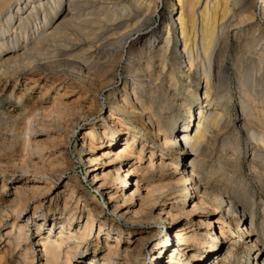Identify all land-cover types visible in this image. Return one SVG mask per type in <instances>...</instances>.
<instances>
[{
  "label": "rangeland",
  "instance_id": "rangeland-1",
  "mask_svg": "<svg viewBox=\"0 0 264 264\" xmlns=\"http://www.w3.org/2000/svg\"><path fill=\"white\" fill-rule=\"evenodd\" d=\"M210 1L213 3L216 0ZM138 2L140 0H83L80 9L84 14L88 12L96 14L100 8L107 5L108 8H117L119 15H123V6L127 5L133 12L135 11L134 13H142L140 9L142 0L140 3ZM176 3V0H161L158 3L157 15L144 26L147 33L146 39L159 36L163 41L158 47L159 50L164 46V40L168 38L166 26L171 24L170 17L173 15L175 20L179 17L178 10H171L172 4ZM219 3L222 6L226 4L225 0H219ZM263 4L261 0H231L229 3L227 2L229 9L233 10L230 14V21H233L232 18H236L234 19L236 21L245 14L252 16L254 14L256 19L243 33L240 42L237 41L234 34L225 39L226 29L224 31L219 28L218 53L231 51V56L216 58L212 68L213 82L220 95L225 98H220L223 99L222 101L216 100L217 104L221 102V109L218 111L222 117L218 123H215L216 126L209 121L212 124L209 126L212 127L208 126L209 133L207 132V137L204 138V141L202 140L203 145L198 149V153L201 150L202 152L200 155L197 153L199 167L196 180L197 178L198 182L201 180L200 185L204 183L201 185V189L203 188L205 193H207L206 191L210 192L211 195L210 193L206 195L201 192H190L187 202L183 197L186 192L185 185L181 179V173L178 172H183V165L189 166L190 161L194 158L189 156L185 161L179 159V149L184 147V143L174 146L169 133L173 131L172 123H179L176 127V131H178L184 122H188L186 111L191 107L193 119L190 125L193 128L190 135L193 136L197 125L203 123V120L199 119L198 109L204 106L205 102H203L204 99H202L203 101L196 100L194 94L199 93L200 98L204 97L203 70L207 72L208 64L203 66L199 58L195 62L192 73L187 72V69H184L183 75L180 73L172 61L174 53L183 50L178 41L180 38L178 25H170L171 51L169 52L166 74L163 75L158 67L159 60L151 66L148 59L134 60L136 55L131 54L129 49H125L124 55L122 53V58H119L121 60L118 59L114 65L113 76H110V81L112 79L113 81L107 83L109 84L107 88H104L102 78L94 77L92 81L82 78L75 68L77 65H75L76 56H80L82 49L67 54L65 47L74 43L70 39H83V33L94 30V25L89 23H87L88 27L85 26V23H83L84 25L81 23V26H77L78 28H69L70 37L63 39L64 43L59 42L57 45L46 48L39 55L32 56L30 62L20 66L19 70H33V72L22 74L20 82H15L4 90L0 88V264H45L43 248L38 245L39 241L45 238L50 231L53 232L55 238L60 235L62 220H70L71 212L77 211L80 202H83L86 209L82 208L78 222L74 221L77 233L80 234L84 226H87L91 217L88 210L95 209L97 204L102 206L105 211L104 219H107L109 224L112 223V229L117 228L119 233L106 234V232L102 233V226L99 229L95 227L93 236L83 245V249L74 250L70 255L71 264H128L131 252L135 253L139 264H156L153 254L156 243L163 239L176 243L178 231L175 226L187 228L188 234L196 235L197 249L202 256L207 257L205 258L207 262L201 264H263L264 162L259 158V154L264 153V150L249 138L247 131L242 129L244 116L241 112L242 93L239 87L242 79V81L248 79L250 82L253 78L257 80V83L254 85L250 83L247 87L250 94H256L257 99L253 102L252 108L257 110H254L253 119L247 117L245 127L246 130L254 128L260 135H263L264 119L261 117L264 118V100L262 99L264 68L259 71L258 66L259 63L264 64V38L263 40H251L255 35L264 36ZM176 8L178 9L177 6ZM198 8L199 16L201 9ZM118 9L122 12H119ZM121 20L124 21L125 18ZM133 23L129 24L130 30L134 28ZM162 23H165V27L162 26ZM228 23L230 24V22ZM126 26L122 28L123 30H114L115 26H112L111 33L108 32L103 37L110 35L113 40L124 31ZM100 33L102 35V32ZM223 52L222 56L225 54ZM132 60H134V66L141 65L143 71L141 77L146 79V84L151 89V91L140 93L142 106L139 110L141 112L137 113L138 116L128 112L127 114L123 104L126 100V87L133 90L132 76L130 78L128 73V67ZM71 63L74 67H71ZM149 68L154 69L150 70ZM31 75L33 79L29 80ZM15 84L17 85L15 86ZM59 101L61 104L58 103ZM133 101V96H131V102ZM112 116L126 123L133 133L135 132L150 145V150L143 154L145 165L150 160L152 151L157 153L156 166L163 154V160L167 166L161 173L160 179L159 176L155 178V183L160 186L159 180H161V186L166 185V189L162 193L152 196L151 199H154L150 200V203H155L158 200L157 203L150 204L148 202L150 197L145 194V191L140 193L143 195L142 197L139 194L131 200L128 199V195L134 191V188L130 185L128 188H123L124 184L118 181L120 179L114 177L113 173L111 174L115 170L114 165L105 161V163H98L96 173L91 168L90 162L100 159L102 156L101 146L105 141L106 131L120 128L119 124L113 121ZM159 120L163 130L159 136H155L152 132L153 129L157 131ZM257 121L258 123H256ZM249 122H251L250 125ZM141 128L145 131L143 132ZM93 131L96 138L92 141ZM27 142H29L28 148L25 145ZM163 142L168 144V147L165 145L167 149L164 148L165 143ZM119 145L122 146V143ZM172 145L173 147H171ZM188 151L191 152L189 149ZM108 174H111V178ZM95 177L100 179L97 185ZM157 178L158 180H156ZM182 182L183 184H181ZM103 184H106L107 187L99 190ZM212 194L216 196L212 197ZM145 195H147L148 198L145 199L148 201L143 202ZM113 196L115 198L111 202ZM25 203H27L26 207ZM13 204L16 205V208ZM148 206L155 209L153 213V209ZM119 207L122 208L121 216L116 214V209ZM17 208L20 209L17 210L18 213ZM21 209H23V213L20 214ZM225 212L228 213L225 214ZM160 215L164 218L160 219ZM135 217L139 219L137 220ZM166 217L169 220H165ZM82 218L83 221H81ZM175 219H177L176 223L172 224L170 220ZM82 222L83 227H81ZM208 223L213 224V233L217 237L221 234L219 225L224 223L227 230L226 238L217 240L216 243L219 247L212 254L208 252L209 247L212 246L211 237L208 235L211 234ZM251 224L254 230L248 236L244 229L249 230ZM121 230L122 235L120 234ZM19 231L22 232V239ZM256 239L258 243H253ZM192 248L186 250L189 256L193 254ZM163 254L160 264H166L169 259V254L166 251ZM66 255H63L64 258Z\"/></svg>",
  "mask_w": 264,
  "mask_h": 264
},
{
  "label": "bare ground",
  "instance_id": "bare-ground-1",
  "mask_svg": "<svg viewBox=\"0 0 264 264\" xmlns=\"http://www.w3.org/2000/svg\"><path fill=\"white\" fill-rule=\"evenodd\" d=\"M82 1L83 0H0V88H3V90H4L8 86L13 85L15 82L16 83L20 82L21 81L20 76L22 74L27 73V72L32 73L33 70H19V68H20V66L22 67V65L30 62L32 56L34 57L36 55H39L44 50H46V48H50L53 45H57L59 42H63L64 41L63 39H65L66 37H70V35L68 34L69 28H71V27L75 28L77 26H81V23L82 24L85 23V26H87V23H89L91 25L93 24L95 29L92 31H86L85 33H83V35H84L83 39H79V38L77 40H75V39L71 40L70 39V41H72L74 43H72L70 45H66V47H65L66 51L65 52L68 54L70 52L82 49L80 56H78V55H77L78 57L76 56L77 62L76 63L74 62V63H75V65L77 64L75 66V68H76V70H78V74L82 78H84L85 80H91L92 81L94 79V77H96L97 79L102 78L103 86H104V88H107L109 85L107 83L113 81V79L110 81V76L111 75L113 76L112 71L114 69V65H115L116 61L121 57V55L125 49H129L131 54L136 55L134 60L148 59L150 61V65L157 63V60H159L158 61V67L162 71L161 75L166 74L165 71H166V68L168 65V61H169V56H170L169 52L171 51L170 48H171V39H172V37H170L171 36L170 25H172V24H173V26L178 25L179 33H180V35H179L180 38H178V41L181 43L183 50L180 52L178 50L177 52L174 53V56L172 57V61H173L174 65L179 69V71H180V73H182V75H183V72L185 73L184 69H187V72L192 73L194 68H195L196 60L200 58L201 64L203 66H205V64H208V70H207V72L205 70H203V75H204L203 77H205L204 78L205 79V88H203V89H205L204 97L200 98L199 93L194 94V97L197 98V99L195 98L196 100L200 101V100L204 99V101L203 100L202 101L205 102L204 106H201L198 109L199 119L203 120V123H199V125H197V130H196V132L193 131L195 133L193 136L190 135V131L193 128L190 125V123L192 122V119H193V113H192V110H191L192 107H191L190 109H188L186 111L188 122L187 123L184 122V124L182 125V128H180V130H178V131H176V127L179 123L178 122L175 124L172 123L171 128H173V131H171V133H169V136L172 138L171 141H173L174 146H176L179 143H184V147L182 149H179L180 150L179 159L181 158L183 161H185L189 156H193V158H194L192 160L190 159L191 161H190L189 166L185 165V164L183 165V172H178V173H181V175H182L181 179L183 180L184 185H185L186 192L184 189H182V190H184V192H185L183 197H185L186 202L188 200L187 197H188L190 192L191 193L192 192L193 193L201 192V193L206 194V195L208 193V195H209L210 192L206 191L207 193H205V190L202 188L204 190V192H203L201 189V185H203L204 183L200 185L201 180H200V182L197 181V180H199L198 178L196 180V177L198 174L197 170L199 167V162L197 161V158H198L197 153H198V149L200 148V146L203 145L202 140L204 141V138H206L207 137L206 135L209 133L208 132L209 127H212V126H209L210 122L212 124L214 123V125H215V123L216 122L218 123L219 119H221V117H222L221 113H219V111H218L221 109V105H220L221 102L219 104H217L216 100L218 101L220 98H224V97H222L220 95L217 87L215 86V84L213 82L212 68H213V64H214V61L216 58H220V57L225 58L228 55L231 56V51H229V50H227L226 52L222 51L223 53H225L223 56L221 55L222 52L218 53L219 52L218 48H219V44H220L219 43L220 42L219 28H221L224 31L226 29V31L224 32V33H226V36L224 37L225 39L226 38L228 39L230 37V35L234 34L235 37L237 38V41L240 42V41H242L241 39H242L243 33L245 31H247V29L252 25V23L256 19L254 14H253V16L245 14V15L241 16L240 18L238 17L239 19H237L236 21H234V19H236V18H232V20L234 21L233 22V21H230V14H231V12H233V10L229 9L230 7L227 5V2L229 3L231 0H225L226 4H224L223 6L219 3V0H216L213 3L210 0H206V2H205V0H176L177 3L172 4L171 10L172 11L178 10L179 17H177L176 20L173 18V15L170 17V20H171L170 23L171 24H168L166 26L167 31H168L167 32L168 38L166 40H164V46L161 47V49L159 50L158 47L161 44V42H163V41L161 40V38L159 36L146 39L145 36L147 35V33L145 32L144 26H145V24L149 23V21H151V19H153L155 17V15H157L158 3L161 0H142V4L140 3L141 2V0H140V2H138V3H140V9H141L142 13H137V12L134 13L135 11L133 12V10L130 9V7H128L127 5H124V4H126V3H124L123 9H122V11L124 13L123 15H119L117 8L116 9L108 8V7H106L107 5H105V7H103V8L99 7L100 10L97 12L95 11L96 14L95 13H89V12L84 14L81 12V9H80ZM261 1L264 3V0H261ZM200 5H202V6L200 7ZM176 6L178 7V9L176 8ZM197 7H199L198 9H201L199 16L197 14ZM122 11L119 10V12H122ZM122 18H125V20L124 21L121 20ZM198 20H199V23H198ZM220 21H221V23H220ZM228 22H230V24ZM130 23L134 24V28L132 30H130V28H128V27H130L129 26ZM83 25H82V27H83ZM125 25H127V26L124 28V31L122 33L118 34V36H116L115 38H113V40L111 38L112 36H110V35H109V37H103L106 33L110 32V29H112V26H115L114 30H119V29H122ZM164 25H165V23H162V26H164ZM82 27H79V28L82 29ZM83 28H85V27H83ZM79 32H81V31H79ZM100 32H102V35ZM221 34H222V32H221ZM251 34H253V33H251ZM263 38H264L263 35H260V37L255 35L251 40L252 41H256L258 39L263 40ZM239 46H240V44H239ZM70 54H72V53H70ZM123 55H124V53H123ZM71 57H73V56L71 55ZM220 59H219V61H220ZM119 60H121V59H119ZM134 60L131 61L130 66L128 67V73L130 74V78L132 76V80H133V85H132L133 93H131L132 91L126 87V100L123 104L125 105L124 107H125L126 113L128 112L132 115H137V113L141 112L139 110H141L140 106H142L141 105L142 100H141L140 93L146 92L148 90L151 91V89L146 84V81H145L146 79L144 80V78L142 79V77H141L142 72H143L142 68L140 67L141 65H139L138 67L134 66V63H133ZM184 65H186V66H184ZM71 67H74L73 64ZM202 68H204V67H202ZM263 68H264V64L259 63V66H258L259 71L263 70ZM149 69L151 70L154 68H149ZM216 70H217V68H216ZM114 73H115V70H114ZM172 74H174V73H172ZM178 74H177V76H178ZM219 74H221V73H219ZM189 75H191V74H189ZM175 77H176V75H175ZM32 79H33V77L31 75L29 77V80H32ZM158 80H160V79H158ZM242 80H240V85H239V87L241 89V93H242V101L240 100L241 101L240 103H242V111L241 112H242V116H244V118H242V120H244V125H242V129L247 131L248 136H250L249 138L251 140H253V142L255 141V143L260 145L264 150V134L260 135L253 128V125H251V127L253 129L247 128L249 130H246V127H245V120H247V117L252 118V116H255L254 110H257V109L252 108L253 102H255V99H257L255 96L256 94H252V93L250 94L248 92L247 87L250 85V83H252L253 85L255 83H257V80L255 78H253L251 82L248 79L245 81H242ZM216 83H218V82H216ZM27 84H28V82H27ZM16 85L17 84H15V86ZM218 85H220V84H218ZM178 86H179V84H178ZM244 87H246V88L243 89ZM26 91H28V90H26ZM131 96H133V99H134L133 102H131ZM262 99L264 100V95H263ZM222 100L220 99L219 101H222ZM251 100H252V102H251ZM60 101H62V100H60ZM60 101L58 103L61 104ZM259 105H260V103H259ZM206 108H208V109H206ZM152 110H153V108H152ZM150 111H148V112L150 113ZM57 112L59 113L60 111L58 110ZM261 118L264 119L263 117H261ZM112 119L114 122L119 124L120 128H118V129L115 128V129H111V130L106 131L105 141H104L103 145L101 146L102 147V152H101L102 156L100 159L93 160L90 162L91 168L93 170H95V173H96V171L98 170V165H99L98 163H103L105 161L108 164L114 165L115 170H113L111 172V174L113 173L114 177H118L120 179L118 181H121L124 184L123 188H128L129 185L134 188V191H132L130 193V195H128L129 197H127V194H126V197L128 199L130 198V200H131V198L135 197L136 195L139 196V194L142 191H145L146 192L145 194H147L148 197H150V198L146 197L147 195H145V197H143L144 198L143 202L149 200L148 202L150 203V200L154 199V198L151 199L152 196L158 195V194L162 193L163 191H165V189H166L165 188L166 185L163 184L164 186H161L162 185L161 180H159L160 186L158 185V183H157V185L155 183V178L157 176H159V179H160L161 173L163 172V170H165L164 169L165 166H167L163 160L164 156H163V154L161 155V157L159 158L160 162H159L158 166H156L155 160H157V158H156L157 153H155V151H152L151 156H150V160H148V161L146 160L147 163L145 165L143 163V161H144L143 160L144 159L143 154L145 153V151L150 150V145L148 143H146L142 137L135 134V132L133 133L132 130L130 129V127L128 125H126V123H123L121 120L117 119L115 116H112ZM256 119H258V118L256 117ZM160 120L158 121L157 131H154L155 129H153V132H152L153 134H155V136H159L163 130L161 127L162 125H160V123H161ZM250 123L251 122H249L248 124L250 125ZM256 123H258V121ZM256 123H255V127L257 126ZM212 124H210V125H212ZM261 127H262V125H261ZM142 131L144 132L145 129H142ZM177 133H179L178 136H177ZM91 138H92V141H93V139L95 140V138H96V134L94 131L91 134ZM165 140L167 142V139H165ZM158 141H160V140H158ZM121 143H122V146L119 145ZM137 143H138V150H137ZM163 143H165V142H163ZM170 144H172V143H170ZM25 145L28 148L29 142H27ZM165 145L168 147V144L165 143L164 148H166ZM173 145L171 147H173ZM92 146H93V144H92ZM188 149L191 150V152H189ZM201 149H203V148H201ZM91 150H92V148H91ZM201 152H202V150H201ZM201 152H199L198 154L200 155ZM259 155H260L259 158L263 159V162H264V153H260ZM133 158H135V159H133ZM201 164H203V163H201ZM157 172H159V173H157ZM201 172H202V170H201ZM110 175L108 174V176H110ZM108 176H107V179H109ZM110 178H111V176H110ZM99 180L100 179L98 177H95V184L96 185L99 184ZM156 180H158V178ZM168 181H170V180H168ZM168 181H166V182L169 183ZM179 182H177V183H179ZM183 182L181 184H183ZM163 183H165V182H163ZM167 183H165V184H167ZM173 183H175V182H173ZM100 185H98V186H100ZM175 185H176V183H175ZM205 186H207V185H205ZM105 187H107L106 184H103L99 190L105 189ZM207 188H209V187H207ZM167 189L172 190V188H168V187H167ZM180 189H179V191H180ZM263 189H264V187H263ZM171 190H169V191H171ZM203 194H201V195H203ZM213 194H212V197L216 196ZM210 195H211V193H210ZM142 196L143 195H141V197ZM114 198L115 197L113 196V198L111 199V202L114 201L113 200ZM145 198H148V200H146ZM197 198H198V196H197ZM208 198H209V196H208ZM208 198H207V200H208ZM212 199H210V200L213 201ZM210 200H209V203H210ZM214 200H216V199H214ZM217 200H220V199H217ZM157 201L155 203H157ZM228 202H227V205L229 204ZM15 203H16V201H15ZM82 203L83 202H80V206L77 208V211L71 212V219L70 220H67V219L62 220V222H61L62 228H61L60 235H58L55 238L53 236V232L50 231L49 234L45 238H43L42 240L39 241L38 245H40L43 248L42 254H44V256H45V261H44L45 264H71V261L69 260L70 255L73 254L74 250H82L83 249V247H84L83 245L86 242H88V240L91 238V236H93L94 231H95V227H98V229H99V227L102 226V228H101L102 233L103 232H106V234H108V233H111V234L112 233H116V234L119 233V231H117V228L112 229V223L109 224L107 219H104L103 213L105 211H104L103 207L100 206L99 204L96 205L95 209H89L88 210L89 213L91 214V217L89 218L90 221L87 224V226H84V224L82 222L81 227L84 226V228L83 229L81 228L82 230L80 231L81 232L80 234L77 233V230H76L77 228L75 229L74 221H76V223H77L79 218H80L79 216L82 213V208L86 209L85 205H83ZM155 203L152 202L150 204H155ZM198 203H199V201H198ZM203 203H204V201H203ZM205 203L207 204V202H205ZM26 204L27 203H25V207H26ZM216 204H217V202H216ZM231 204H233V203H231ZM13 206L16 208V205L13 204ZM22 206L24 207V204ZM22 206H20V207L23 208ZM154 206H156V205H154ZM203 206H201V207H203ZM228 206L230 207V204ZM20 207H18V208H20ZM153 207H149V208L153 209V210L151 209L152 213L155 210ZM205 207H206V205H205ZM18 208L16 209V211L18 210ZM235 208H236V206H235ZM79 209H80V211L78 212ZM226 210H227V208H226ZM236 210H237V208H236ZM18 211H17V213H18ZM223 211H225V210H223ZM121 212H122L121 207L116 209L117 216H121ZM21 213H23V209H21L20 214ZM152 213H150V214H152ZM184 213H185V211H184ZM226 213H228V212H225V214ZM232 214H234V213H232ZM83 218L81 219V221H83ZM135 218L137 219V217H135ZM163 218L164 217L162 215H160V219H163ZM165 220H169V218L166 217ZM170 221L172 222V224H174V223H176L177 219L170 220ZM59 222H60V220H59ZM208 224H209V228L211 229V234L209 233L208 235L211 237V241H212V246L209 247L208 252H210L212 254L219 247L218 244L216 243L217 240L219 238H222V239L226 238L227 230L225 229L224 223H222V225H219L221 234L219 237H217V235L215 233H213V231H214L213 224L212 223H208ZM173 227H174V225H173ZM175 229L178 231L177 232L178 237L176 239V243L175 242L171 243L170 240H168V239H166V240L163 239V240H160L156 243V246L154 249L155 252L153 253L154 257L156 259V264L161 263L160 260H161L162 256L164 255L163 252H165V251L170 256V257L168 256L169 259H168V262L166 264H201V263L207 262V260L205 259L207 257L202 256V254L197 249V246H196L197 237H196V235L190 234V233L188 234L187 228H184V227H176L175 226ZM244 230L246 233H248L247 235L250 236L251 235L250 232H252L254 229H253L252 224H251V227L249 230L247 228H245ZM19 234L21 237L22 232L19 231ZM120 234L121 235L123 234L122 230H121ZM228 235H229V233H228ZM11 239H12V237H11ZM16 239H17V237H16ZM21 239H22V237H21ZM14 241L12 242V244L14 243ZM253 243H258L257 239ZM191 247H193L192 248L193 254L189 256V253H187L186 250L188 248H191ZM65 250H66V252H65ZM65 254H67V255L64 258L63 255H65ZM129 254H130V256H129L130 262L128 264H139L140 263L137 260L138 258L135 256L134 252H131ZM23 260H24V258H23ZM216 261H218V260L216 259Z\"/></svg>",
  "mask_w": 264,
  "mask_h": 264
}]
</instances>
